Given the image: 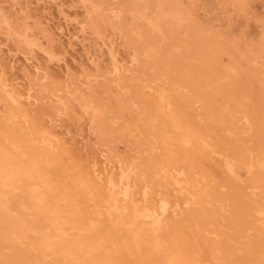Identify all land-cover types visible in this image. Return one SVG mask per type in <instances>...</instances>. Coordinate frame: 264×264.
<instances>
[{
	"label": "rangeland",
	"instance_id": "obj_1",
	"mask_svg": "<svg viewBox=\"0 0 264 264\" xmlns=\"http://www.w3.org/2000/svg\"><path fill=\"white\" fill-rule=\"evenodd\" d=\"M116 95L124 100L113 106ZM137 95L156 105L166 100L174 129L159 149L145 142L143 111L134 117ZM0 111V153L44 176L45 187H54L50 204L69 192L72 218L83 213L79 221L92 216L99 223L94 237L123 222L108 209L89 213L108 204L109 187L97 185L92 195L80 183L94 177V163L104 168L107 155L115 180L119 161L135 167L139 206L158 208L161 198L180 203L166 214L159 249L146 259L161 264L163 251L164 264H264V219L257 217L264 203V0H0ZM32 130L47 131L55 147L33 141L26 134ZM142 184L151 191L148 204ZM128 218L121 228L146 232L152 249L149 225L135 224L133 213ZM30 237L17 250L29 247ZM10 247L0 244V256L12 255ZM117 253L118 264L134 261Z\"/></svg>",
	"mask_w": 264,
	"mask_h": 264
},
{
	"label": "bare ground",
	"instance_id": "obj_2",
	"mask_svg": "<svg viewBox=\"0 0 264 264\" xmlns=\"http://www.w3.org/2000/svg\"><path fill=\"white\" fill-rule=\"evenodd\" d=\"M114 69L118 70V66L116 64H115ZM89 80H90V78H89ZM95 82H96V80H95ZM147 87H149V86H147ZM71 88H72V86H71ZM52 93H54V92H52ZM134 94H136V93H134ZM9 95H10V99L15 100V101L17 100V97L13 91H10ZM119 95L118 96L116 95L117 98L114 97L115 100L112 99V101L111 102L108 101V103H110L114 106L115 104H113V103L117 104V102L124 100V98H121V96H119ZM102 97L103 96H101V101H102ZM128 98H131V96ZM93 99H95V97H93ZM131 99L134 100L133 102L131 101V104L132 103L136 104L137 110L139 109V112L135 111L134 117H136L138 113H142V111L145 115V118H144L145 122L143 124H146V126L149 129V133H147V134H149V137H148V135H146L148 138L146 139L145 142L147 144H149V146H152L153 149H156V148L159 149L158 146H160L161 142L164 141L165 134L168 132L172 133V131L174 129V127L171 125V123L168 122V121H170L169 118L171 115L169 116L170 111L165 108L166 100L164 98H160L159 99V101H160L159 105H156L154 103L153 99H151V98L149 99V98H146L145 96L143 97L141 95H139V96L137 95L135 97V99H133V98H131ZM66 105H64V106H66ZM86 105H88V104L86 103ZM112 107H111V109H113ZM133 107H132V109L131 108L130 109L134 110ZM142 107H143V109H141ZM99 108L101 109V106ZM162 108H165L166 112L162 113L161 112ZM127 110H129V108ZM135 110H136V108H135ZM120 111H121V109H120ZM0 113H1V111H0ZM114 113H115V111H114ZM123 113L125 114V111ZM119 114L121 115L122 113L119 112ZM139 116H140V114H138V118H139ZM11 117H14V115H12ZM142 117H144V116H142ZM113 121H114V119H113ZM135 121H137V120H135ZM140 123H141V121H140ZM141 126H143V125H141ZM146 126L144 125L143 127H146ZM177 127H179V126H177ZM144 130H145V128H144ZM146 131H147V128H146ZM146 131H145V133H146ZM174 133H175L174 135H178V134H176V132H174ZM26 134L33 137V139H34L33 141H35L38 144L39 143L42 144L44 146V148L47 150H51L52 148L55 147L54 140H53V138H51L50 134L47 131H42L40 136H38L36 131H34V130H32L31 132H28ZM189 141H190V139H189ZM12 144L14 145V143H12ZM15 145L13 146L14 148H15ZM172 145L175 146V144H172ZM20 147L21 146H19V148ZM36 147H38V146L36 145ZM7 148H8V146H7ZM40 149H41V146H40ZM1 150L2 149H0V151ZM3 151H4V149H3ZM13 151H14V149L12 151L10 150V152H13ZM54 153H55V150H54ZM10 155H13V154H10ZM16 156H18V155L16 154ZM24 157H26V156H24ZM36 157H37V155H36ZM104 157H105L104 168L100 169L96 166V163H94V169H93V176L94 177L92 179L88 178V177L84 178L83 180H81L82 182H80V183H82V185L85 187V189H89L91 191L90 194H92V195H94L98 191L99 186H97V185L103 184V186L106 185L107 188L109 187L111 190V194L109 195L110 197H109V200L107 201L108 204L102 203L103 204V206H102L99 203L96 205V207H94V208L91 207L94 210L91 211V209H90L89 213H92V214L95 213L97 216L98 215L102 216L103 212H105L108 209L107 211H109L108 213L110 215L109 216L110 219L114 218L113 214L121 213L123 222L122 223L116 222V224H114L115 223L114 222L112 225H109V226L107 225L105 228L103 227V233L104 234L100 235V237L98 238L96 236L94 237V232H96L95 227L99 223H97V221H95L92 216L86 215L87 214L86 210L84 211L83 209H79V208L76 209L79 211L82 210V212L86 213L85 215L90 217V219H91L90 221L85 222L84 220L82 221V219H80L81 221L78 220L79 218H81V215H83L82 212H81L82 213L81 215L80 214L77 215V213H75L77 216H79V217H77L78 219L76 218L77 220H74L72 218L73 214L75 212L74 211L75 210L74 205H76V202H75V204H73V202L71 203V199H73L74 197L72 198L71 195H69L70 194L69 192L66 194L64 193L65 195L63 197V193H62L63 191L60 192V190H59L58 192H60V194L62 193V197H61L60 201L57 200V198H59V196H60V194L57 192V194H59V195L56 194L57 196L54 197L56 200L53 199L54 200L53 203L50 204L49 203L50 201H49V199H47V197H48V193H51L50 189L54 188V187H52V185L50 186L49 184H48L49 186L45 187V185L43 184L44 176H42V177L36 176V174H35L36 172L34 169L33 170L35 173L32 172L33 174H28L27 171H23V167L20 165L21 163H16L14 161L15 158L13 159V157L8 156V154L6 155V153L5 154L0 153V244L1 245L3 244L6 247L11 246L9 249H12L11 252L14 251V252H12V255H8V254L6 255L5 254L6 256H0V264H8L9 262L10 263L12 262V264H61V262H60L61 259H62V261L65 260V262H66L65 264H73L74 262L76 264H118V263H120L121 259L119 258L120 254L117 252H120L123 250L126 251L127 256L128 255H130L131 257L133 256V259H134V261H132L129 258L125 259V260H127V262L124 261V264H156V262L153 261L152 259L151 260L146 259L147 257H146V255H145L146 258L144 257V253L148 252V251H149L148 253H151V252L153 253L156 249H159L158 247L160 245L157 242L156 238L158 236H161V234L164 230V228H163L164 227V218H165L167 213L176 210V208L178 206H180V203L172 204L168 199L161 198L159 201L160 205L158 208H152L148 205L139 206L138 204L141 202L137 200L136 192H135V189L137 188L138 184H137V180L133 176L135 173V171H134L135 167L127 165V163L125 164V163L119 161L118 166H117L119 173H118V177L115 180L113 177V175H114L113 167L110 166L111 160H110L109 156H107V155H105ZM173 157H172V159H174ZM39 158H40V156H39ZM175 160H177V158ZM30 162H28V163H30ZM44 162H45V160H44ZM31 163H33V162H31ZM48 163H50V162L47 161V164ZM36 166H38V165H36ZM109 167L111 168V170ZM38 168H40V167H38ZM42 168L43 167H41L40 171L42 170ZM229 168L231 169V167H229ZM31 169H32V167H31ZM168 170L169 169H162L163 172H167ZM41 172H45L44 168H43V171H41ZM61 172H62V169H61ZM174 172H177L178 174H182L181 172L177 171L176 169H172L171 171L169 170L168 174H171ZM174 177H175V175H174ZM106 178H107V180H105ZM175 184L181 185L182 180L175 177ZM79 186H80V184H79ZM79 186H78V188H79ZM11 187H14V189L17 191L21 190L22 193L19 192V194H22V196L17 197L18 192H15L14 190H12ZM68 187H70V186H68ZM36 189H39V190H36ZM68 189H69V191L71 190L70 188H68ZM72 189H74V188H72ZM142 191H143L142 196H143L144 202L146 204H148L147 201L149 200V196L151 195L149 185L142 184ZM76 194H78V193H76ZM49 198H51V197H49ZM82 198H83V196H82ZM188 201L189 200L185 201L186 204L188 203ZM131 203L136 204L135 209H133V206H131V205L129 206V204H131ZM141 207H143V208H141ZM28 211H32L29 214H30V217H31V214H33L34 215V216L32 215L33 218H30L27 216ZM14 212L16 214H14ZM76 212H78V211H76ZM131 213H133V216L135 218V224L141 220V223H143L144 225H149L150 228H147V229L150 230V233H153V237H155L154 238L155 244L153 245L152 249H151V246L148 245L149 242L151 244V241L149 239V235L146 232H142V231L137 232L138 229H137V231H135L133 229H129L127 231L126 227L121 228L122 226H124L126 221H129L128 217ZM257 217L259 220H262V221L264 219V203H262V202L257 207ZM70 227H71V229H70ZM68 228L70 229V231L73 229L74 231H76V230L81 231L80 233L83 232V234L85 231V236L88 233L87 236H89V237H85L82 234H81L82 235L81 236L80 233L77 234L78 232L76 234L73 233V234L69 235V233L67 232V231H69ZM29 229H32L34 232L26 234V232H29L28 231ZM121 229L123 231H121ZM39 231L41 234L39 233ZM48 231H51V232H48ZM112 231H116V232L112 233ZM36 232L38 233V235L40 234L38 237H36L37 236V234H35ZM110 233H112L113 235ZM33 235H35V239L32 238ZM28 236L29 237L31 236L29 238V241H30L29 245L30 246L26 247V249L27 248L28 249L26 250V249L21 248L20 250H17L18 247H21L23 244H25L22 241H24V239L28 238ZM37 238L40 239V241H41L40 243H38L39 239L37 240ZM24 242H26V240ZM20 243H23V244H20ZM167 244H169V243H167ZM2 247L3 246H1V248ZM96 247H101L103 249V250H101L102 253L100 252L98 255H96L95 254ZM167 247L168 246H166V249H168ZM5 249H7V248H5ZM166 249H165V251H166ZM172 249H174V248H172ZM7 252H8V250H7ZM9 252H10V250H9ZM2 253H4V251ZM0 254H1V252H0ZM172 254L175 255V253H172ZM164 257H167L166 253L163 251H160L159 255L156 256V260L160 259L159 261H161V264H164V261H163ZM51 259H53L54 261H50ZM55 259L60 260V261L59 262L55 261ZM122 259H124V258H122ZM173 259H175V258H173ZM154 260H155V257H154ZM62 264H63V262H62Z\"/></svg>",
	"mask_w": 264,
	"mask_h": 264
}]
</instances>
